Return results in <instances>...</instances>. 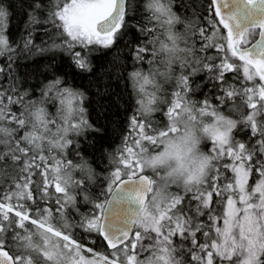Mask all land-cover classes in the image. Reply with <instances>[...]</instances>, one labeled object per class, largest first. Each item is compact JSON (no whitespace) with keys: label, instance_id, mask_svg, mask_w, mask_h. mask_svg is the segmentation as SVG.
I'll return each instance as SVG.
<instances>
[{"label":"snow or ice","instance_id":"snow-or-ice-1","mask_svg":"<svg viewBox=\"0 0 264 264\" xmlns=\"http://www.w3.org/2000/svg\"><path fill=\"white\" fill-rule=\"evenodd\" d=\"M0 264H264V0H0Z\"/></svg>","mask_w":264,"mask_h":264},{"label":"trees","instance_id":"trees-1","mask_svg":"<svg viewBox=\"0 0 264 264\" xmlns=\"http://www.w3.org/2000/svg\"><path fill=\"white\" fill-rule=\"evenodd\" d=\"M17 24H19V20H14L13 21V27H16ZM203 75V74H201ZM128 91L130 92L131 91V87L129 86V89ZM199 96V94H197ZM123 103V101H121ZM90 112H91V117H95V112L92 111L90 109ZM124 113H120L119 115H123ZM130 115V113H128ZM119 126L123 127L124 126V121L123 120H120V123H119ZM109 127H111L109 125ZM104 146L105 148H108L109 145H112L113 147H116V146H119L120 145V136L119 135H114L112 134L110 131L109 133L105 136V140H104ZM94 191H99L98 188L94 189Z\"/></svg>","mask_w":264,"mask_h":264},{"label":"clouds","instance_id":"clouds-1","mask_svg":"<svg viewBox=\"0 0 264 264\" xmlns=\"http://www.w3.org/2000/svg\"><path fill=\"white\" fill-rule=\"evenodd\" d=\"M203 141H201V143H202ZM183 163L187 166V167H189V168H194L195 166H196V160H195V158L193 157V156H189V157H187L184 161H183ZM168 164H170L172 167H176V165H177V161L175 160V159H172V160H170V161H168Z\"/></svg>","mask_w":264,"mask_h":264}]
</instances>
